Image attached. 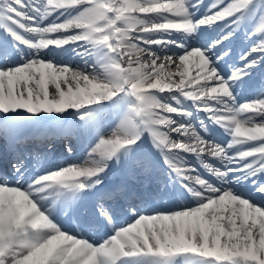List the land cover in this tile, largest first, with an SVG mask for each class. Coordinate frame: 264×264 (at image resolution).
I'll use <instances>...</instances> for the list:
<instances>
[{
	"label": "snow or ice",
	"instance_id": "1",
	"mask_svg": "<svg viewBox=\"0 0 264 264\" xmlns=\"http://www.w3.org/2000/svg\"><path fill=\"white\" fill-rule=\"evenodd\" d=\"M0 264H264V0H0Z\"/></svg>",
	"mask_w": 264,
	"mask_h": 264
}]
</instances>
